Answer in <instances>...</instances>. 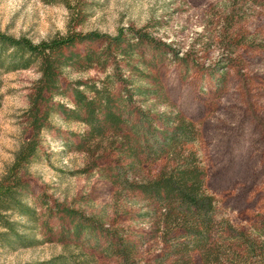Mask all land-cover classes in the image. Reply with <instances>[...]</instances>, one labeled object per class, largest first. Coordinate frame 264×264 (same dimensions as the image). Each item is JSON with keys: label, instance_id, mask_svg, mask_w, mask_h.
Wrapping results in <instances>:
<instances>
[{"label": "rangeland", "instance_id": "1", "mask_svg": "<svg viewBox=\"0 0 264 264\" xmlns=\"http://www.w3.org/2000/svg\"><path fill=\"white\" fill-rule=\"evenodd\" d=\"M257 1L0 0V31L35 42L70 27L108 35L131 27L151 36L153 42L138 49L146 60L139 67L159 80L165 97H152L148 107L155 113L180 112L193 121L200 135L191 147L206 170L218 217L255 234L264 217V6ZM88 47L100 44L73 51ZM111 59L90 68L85 63L66 68L62 88L78 80L102 85L114 73L141 83V76L126 64L136 65L137 54ZM39 76L37 65L0 68V177L31 134L26 110ZM66 95L55 100L72 107L71 92ZM50 123L26 174V200L37 219L12 217L37 242L16 248L0 245V263L45 264L63 255L74 264H121L106 250L107 237L100 232L104 228L108 235L138 242L136 264H159L156 258L165 249L142 214L145 200L110 179L117 152L112 138L85 139L89 126L60 113ZM65 209L76 211L84 223L93 222L97 230L76 238L69 233L73 222ZM141 237L149 239L144 246ZM164 264L180 263L171 259ZM187 264L208 263L196 254Z\"/></svg>", "mask_w": 264, "mask_h": 264}, {"label": "trees", "instance_id": "2", "mask_svg": "<svg viewBox=\"0 0 264 264\" xmlns=\"http://www.w3.org/2000/svg\"><path fill=\"white\" fill-rule=\"evenodd\" d=\"M257 2L264 6V0ZM126 30L108 35L70 27L66 33L38 42L0 31V68L18 70L37 65L40 72L26 110L31 134L21 142L0 177V245L16 248L37 242L12 217L17 214L29 221L37 219L36 209L26 200V174L40 151L42 132L50 129L52 115L60 113L67 120L89 126V137L85 139L112 138L117 152L110 179L145 200L142 214L155 227V238L161 239L165 249L156 258L159 264L171 259L187 264L196 254L208 264H264V217L255 227V234L218 217L215 197L207 188L206 170L191 147L200 135L195 124L180 112L155 113L148 107L152 97H165L159 80L139 67L146 62L139 53L140 45L152 43L153 38L131 27ZM86 44L100 47L73 51ZM134 54L139 56L138 63L126 64L141 76V83L114 73L102 85L95 80H78L72 87L62 88L63 71L70 66L85 63L84 68H90L102 59L112 60V55ZM113 62L120 67L116 58ZM67 91L73 97L72 107L55 100L56 96H67ZM64 213L72 218L69 233L76 238L90 237L97 230L93 222L84 223L78 218L76 211L65 209ZM107 231L100 229L107 237L106 250L114 252L121 264H136L138 242L108 235ZM141 239L142 246L149 242L145 237ZM45 264L74 262L61 255Z\"/></svg>", "mask_w": 264, "mask_h": 264}]
</instances>
